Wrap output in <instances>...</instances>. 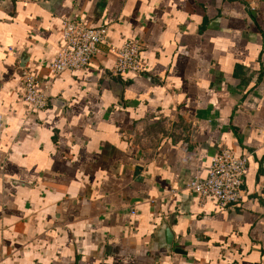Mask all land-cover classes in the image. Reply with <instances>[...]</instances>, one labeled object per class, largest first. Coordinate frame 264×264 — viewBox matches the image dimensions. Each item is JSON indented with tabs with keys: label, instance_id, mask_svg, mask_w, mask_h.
Returning a JSON list of instances; mask_svg holds the SVG:
<instances>
[{
	"label": "crops",
	"instance_id": "obj_1",
	"mask_svg": "<svg viewBox=\"0 0 264 264\" xmlns=\"http://www.w3.org/2000/svg\"><path fill=\"white\" fill-rule=\"evenodd\" d=\"M64 19L141 43L146 72L105 47L55 77ZM222 148L249 153L228 208L187 190ZM263 177L264 0H0V264H264Z\"/></svg>",
	"mask_w": 264,
	"mask_h": 264
},
{
	"label": "built area",
	"instance_id": "obj_2",
	"mask_svg": "<svg viewBox=\"0 0 264 264\" xmlns=\"http://www.w3.org/2000/svg\"><path fill=\"white\" fill-rule=\"evenodd\" d=\"M63 45L54 57L51 73L57 77L66 71H80L88 68L106 47L114 56V76L126 74L141 75L146 72L142 58L141 43L129 39L120 46L108 43V26L92 27L83 19L63 20ZM22 99L32 111H40L53 100L49 86L37 88V77L33 71L21 66ZM134 131L125 133L130 145L134 142ZM249 164V153L238 156L228 148H222L211 160L209 173L205 178L196 177L187 185V190L199 197L201 203L215 198L221 208L238 204L244 197L245 172ZM264 179V177H263ZM264 191V183H263Z\"/></svg>",
	"mask_w": 264,
	"mask_h": 264
},
{
	"label": "water",
	"instance_id": "obj_3",
	"mask_svg": "<svg viewBox=\"0 0 264 264\" xmlns=\"http://www.w3.org/2000/svg\"><path fill=\"white\" fill-rule=\"evenodd\" d=\"M164 232H165V239L167 241L168 244H171V242L173 241V234L170 231L169 227L167 225L164 226Z\"/></svg>",
	"mask_w": 264,
	"mask_h": 264
}]
</instances>
